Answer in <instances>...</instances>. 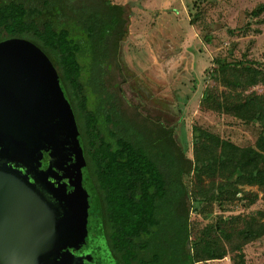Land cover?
Listing matches in <instances>:
<instances>
[{
  "label": "trees",
  "instance_id": "1",
  "mask_svg": "<svg viewBox=\"0 0 264 264\" xmlns=\"http://www.w3.org/2000/svg\"><path fill=\"white\" fill-rule=\"evenodd\" d=\"M263 11L264 2L253 13ZM127 22L126 6L110 0H0V42L22 38L34 43L65 88L100 218L107 223L109 264H195L221 258L226 254L223 240L231 244L234 238L231 248L241 249L264 234V223L227 216L191 238L189 214L205 197L199 190L191 196L184 175H200L205 169L224 174V180L211 187L215 197L231 189L236 195L239 184L264 187V123L257 148L239 149L218 139L209 146L202 129L195 128L192 159L177 143L174 124L139 111L126 115L107 76L113 59L120 56ZM214 63L210 76L232 87L264 84V70L242 60ZM210 99L205 91L202 100ZM216 101L219 108L248 119L249 98Z\"/></svg>",
  "mask_w": 264,
  "mask_h": 264
},
{
  "label": "rangeland",
  "instance_id": "2",
  "mask_svg": "<svg viewBox=\"0 0 264 264\" xmlns=\"http://www.w3.org/2000/svg\"><path fill=\"white\" fill-rule=\"evenodd\" d=\"M110 2H122L127 9L120 56L113 59L107 76V84L116 86L126 115L135 116L139 111L174 124L177 143L192 159L195 128L202 129L209 146L218 139L239 149L257 148L260 123H264V84L235 88L210 74L215 59L223 58L242 60L264 70V11L253 13L264 0ZM205 91L212 97L207 102L202 100ZM88 93L93 106L91 90ZM225 97L232 103L249 98L248 119L219 108L216 100ZM253 117L254 121L250 120ZM223 180L224 174L213 169H205L200 175H184L191 196L199 190L205 197L189 214L191 238L197 230L227 216H247L257 224L264 223V187L239 184L241 192L236 195L231 189L215 197L211 187ZM233 242L234 238L231 244L223 240V257L195 264H264V234L241 249L231 248Z\"/></svg>",
  "mask_w": 264,
  "mask_h": 264
},
{
  "label": "water",
  "instance_id": "3",
  "mask_svg": "<svg viewBox=\"0 0 264 264\" xmlns=\"http://www.w3.org/2000/svg\"><path fill=\"white\" fill-rule=\"evenodd\" d=\"M98 208L53 64L27 39L0 42V264L48 261L85 236L102 249Z\"/></svg>",
  "mask_w": 264,
  "mask_h": 264
},
{
  "label": "flooded vegetation",
  "instance_id": "4",
  "mask_svg": "<svg viewBox=\"0 0 264 264\" xmlns=\"http://www.w3.org/2000/svg\"><path fill=\"white\" fill-rule=\"evenodd\" d=\"M23 179V177H21ZM99 213L101 210L98 208ZM101 224L104 236V246L102 249H96L97 245H93L91 240L85 237L75 238L72 241L73 244L67 250L58 252L52 255L48 261L43 259H37V264H109V254H108V237L106 236L107 223L104 220V216H101ZM96 244V243H95ZM100 255L98 252H100Z\"/></svg>",
  "mask_w": 264,
  "mask_h": 264
},
{
  "label": "crops",
  "instance_id": "5",
  "mask_svg": "<svg viewBox=\"0 0 264 264\" xmlns=\"http://www.w3.org/2000/svg\"><path fill=\"white\" fill-rule=\"evenodd\" d=\"M115 4H121V5H123V3H122V2H116Z\"/></svg>",
  "mask_w": 264,
  "mask_h": 264
}]
</instances>
